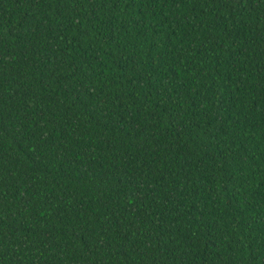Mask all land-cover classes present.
Instances as JSON below:
<instances>
[{
    "label": "trees",
    "instance_id": "trees-1",
    "mask_svg": "<svg viewBox=\"0 0 264 264\" xmlns=\"http://www.w3.org/2000/svg\"><path fill=\"white\" fill-rule=\"evenodd\" d=\"M0 264H264V0H0Z\"/></svg>",
    "mask_w": 264,
    "mask_h": 264
}]
</instances>
